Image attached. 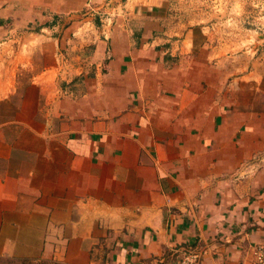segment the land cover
<instances>
[{
  "label": "crops",
  "instance_id": "crops-1",
  "mask_svg": "<svg viewBox=\"0 0 264 264\" xmlns=\"http://www.w3.org/2000/svg\"><path fill=\"white\" fill-rule=\"evenodd\" d=\"M221 5L0 0V104L21 90L0 264H239L264 244V62Z\"/></svg>",
  "mask_w": 264,
  "mask_h": 264
},
{
  "label": "rangeland",
  "instance_id": "rangeland-1",
  "mask_svg": "<svg viewBox=\"0 0 264 264\" xmlns=\"http://www.w3.org/2000/svg\"><path fill=\"white\" fill-rule=\"evenodd\" d=\"M190 1V0H187ZM222 2L221 6H224L226 2L231 0H218ZM237 5L242 7V17L244 19L243 27H245L247 30L251 33V41L252 43L256 42V40L259 42V47L261 49V61L264 62V0H232ZM227 6L220 9V14H223L225 11H227ZM192 11H196L193 9ZM236 11H239L237 9ZM108 14V13H105ZM110 15V12H109ZM192 16H195L194 14H191ZM193 23V22H191ZM242 25V24H241ZM254 33V34H253ZM18 68L20 67L17 66ZM24 68V67H22ZM2 69V67H0ZM33 74L32 71H23L22 73H19V71H16L13 73V80L17 79H29V77ZM1 75V73H0ZM21 77V78H19ZM21 90L17 89L16 92L11 96V99L8 100L6 103L0 104V120L5 119V116H9L12 114L15 110V106L17 103V99L19 97V93ZM261 107L264 108V98H261L260 101ZM4 116V117H3Z\"/></svg>",
  "mask_w": 264,
  "mask_h": 264
},
{
  "label": "built area",
  "instance_id": "built-area-1",
  "mask_svg": "<svg viewBox=\"0 0 264 264\" xmlns=\"http://www.w3.org/2000/svg\"><path fill=\"white\" fill-rule=\"evenodd\" d=\"M111 10H115L114 8H110ZM88 12L91 16L94 13L92 8L88 7ZM97 18L99 22L102 20H106L107 18H111L112 14H97ZM87 23V22H85ZM178 264H199V258L195 254H185L180 260ZM239 264H264V244L254 245L251 247L249 252V257L246 261L240 262Z\"/></svg>",
  "mask_w": 264,
  "mask_h": 264
}]
</instances>
